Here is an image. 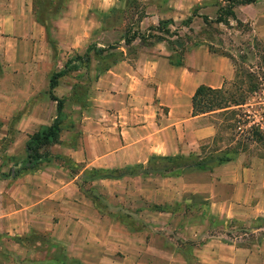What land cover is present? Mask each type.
<instances>
[{
    "label": "crops",
    "instance_id": "0c3cea01",
    "mask_svg": "<svg viewBox=\"0 0 264 264\" xmlns=\"http://www.w3.org/2000/svg\"><path fill=\"white\" fill-rule=\"evenodd\" d=\"M202 1L166 0V7L192 9ZM116 2L62 0L44 26L35 19L34 0H0V108L11 114L31 107L18 116V141L8 155L20 142L24 156L28 135L40 127L35 123H51L56 104L47 94L50 74L58 71L59 58L81 55L107 32L100 16ZM258 2L237 6L236 17L245 20V10H255ZM255 30L264 41V23ZM232 77L230 60L204 47L187 52L182 66L170 65L163 52H140L133 63L119 61L98 74L83 108L63 107L60 143L51 146L78 170L50 158L35 172L0 180V234L48 236L28 249L15 243L0 264H264V238L256 241L264 232V161H248L241 153L212 171L187 170L177 177L91 178L100 206L79 186L85 170L198 152L216 129L210 114L191 116L190 97L198 85L219 88ZM40 93L47 97L42 104L34 98ZM34 107L41 115L33 114ZM6 133L0 130V136ZM192 201L206 204L205 214L197 216L201 224L177 231L184 219L180 207ZM229 220L246 224L253 240L232 239L224 225L214 224ZM256 220L263 221L258 228L252 227Z\"/></svg>",
    "mask_w": 264,
    "mask_h": 264
},
{
    "label": "trees",
    "instance_id": "16d2710c",
    "mask_svg": "<svg viewBox=\"0 0 264 264\" xmlns=\"http://www.w3.org/2000/svg\"><path fill=\"white\" fill-rule=\"evenodd\" d=\"M256 0H215L211 4L215 7L214 10V18L208 19L205 15H200L199 17L202 20L203 25L212 29L213 26L222 25L227 28H232L229 25V21L234 23L233 29L242 30L244 33H249L250 26L248 22H241L235 15L234 9L237 6H244L253 4ZM132 0H127L126 4L131 3ZM134 2V1H133ZM62 4V0H34L33 3V12L35 19L38 23L42 25L47 24V14L52 13L56 14ZM203 4V3H201ZM199 6V5H198ZM193 7L190 13V16L186 17L183 21L179 23L180 27H188L191 23V18L196 16L197 8ZM124 10H120L118 7H111L105 14L100 16L101 28L103 30H115L116 24L111 20L113 15H117L119 13L123 14ZM134 19L130 21L129 26L126 27L122 31V35L120 36V40L122 41L126 48H131V45L134 41H138L139 46L141 47H152L158 43H164L166 46H170L173 43L172 38L176 40L179 39L177 34V27L173 29H169L168 25H172L173 21L171 19L167 20H158L155 25L148 26L144 31H140L138 28L132 29L133 25H137L140 23L141 19L144 17V13L141 11H134ZM207 34V33H206ZM175 43V42H174ZM220 41L212 42V38L210 35H206L200 39L195 40L190 46L186 48H182L178 52V57L176 59L172 58L170 55L166 56L168 63L172 66H182L184 61V54L189 51L191 48L198 47L204 45L206 50L215 55H221L228 58L234 67L233 78L239 79L240 85L244 82H248L244 90H240L237 88V91L230 90L226 88V85L223 83L219 88H210L204 85H198L191 97H190V107H191V116L196 115H204V114H218L221 117L220 124L221 128L226 130H235L236 134H239L237 130H239L238 119L240 117L237 113L242 114L239 109L241 105H243L246 95L255 91H258L257 78L249 72L244 66L243 60L245 59V55L241 50H238L239 53L237 55L238 63L235 61L234 56L226 53L222 50L220 45ZM93 45L90 44L87 46L85 52L82 56L76 55L74 59L66 61L63 65L62 69L57 72H52L48 79V98L51 101H54L56 104L55 108V116L53 117L51 123L48 126H44L35 130L32 134L28 135L27 140L24 144V156L15 163L12 162V165L8 168L5 174L0 173L1 179H14L16 177H20L26 173L37 171L41 162H43L44 156H41L40 149L48 144L52 145L58 142L59 133L62 129V115H63V105L64 100L62 98L56 97L53 95L52 91L54 87L57 85V79L64 76L67 71V65L74 61H83L87 62L88 54L93 49ZM117 47L114 45H109L106 49L112 51H106V49H95V53H99L101 55L100 64L98 67V74L106 72L110 67L116 64L119 61H123L125 59V54L121 51H115ZM255 77V78H254ZM254 78V79H253ZM259 78V77H258ZM255 80V82L252 81ZM263 79L260 78V81ZM88 92L80 86L73 85L68 97L70 103L83 108L85 106V100ZM245 117L248 115H244ZM214 127L217 126L216 122H212ZM237 125V126H236ZM232 135V132L230 133ZM219 140L216 134L208 141L211 144L210 151L208 155L201 156L199 153L194 154L190 153L188 155H174V156H150L145 164H138L134 166L124 167L120 169H111V170H85L83 174L86 172L89 176H86V180L89 182L91 178H107V179H119L122 175H128L129 177L138 176V175H149V174H157L160 177L168 176V177H177L182 172L187 170H208L212 171V169L233 160L240 152H243L244 142H264V133L260 130L257 125H251L248 129L243 132L242 140H235L230 145H227L224 149H215L214 143ZM228 140H233V137L228 138ZM213 146V147H212ZM204 148H207V143L199 146V152L201 153ZM13 159V158H12ZM66 166L70 168L72 172L75 169H78V165L72 164L69 159H65ZM73 168V169H72ZM142 170L140 173H138ZM145 171V172H144ZM86 174V175H88ZM83 177L80 182L83 183ZM83 188V187H82ZM85 192H87L85 190ZM201 203V202H200ZM205 203H201V208L199 215L205 214ZM152 209L160 211V212H175L177 208L172 211L165 206L152 205ZM228 224L242 234H245L249 237V240L252 241V233L249 232V228H245L240 222L229 220ZM263 223L262 220H256L252 222V227L258 228ZM215 225L220 224V221L214 222ZM228 225V226H229ZM226 236L230 237V231H226ZM46 235V234H45ZM48 236H41V234L32 233L30 235H26L25 239L29 240H40L41 243L46 241ZM264 238V232H261L259 236L256 238V241ZM22 240H14L15 243L21 244ZM184 252V251H183Z\"/></svg>",
    "mask_w": 264,
    "mask_h": 264
},
{
    "label": "rangeland",
    "instance_id": "374dc122",
    "mask_svg": "<svg viewBox=\"0 0 264 264\" xmlns=\"http://www.w3.org/2000/svg\"><path fill=\"white\" fill-rule=\"evenodd\" d=\"M126 1L127 0H117V2L115 3V6L118 7L120 10H124V7L126 9L125 11H123V14L119 13L111 17L112 18L111 20H113L114 24H116L114 28L115 30L108 29L106 33H102L101 35L98 36V39L90 43L93 45L94 48L91 49V51L89 52L87 62L86 61L71 62L70 64L67 65V71L65 75L57 79V85L54 87L52 93L56 97L62 98L64 100L63 107L64 106L68 107V105L71 104L70 101L68 100V97L73 85L82 86L86 90V93L89 92L90 89L92 88V82L94 78L98 76V67L101 58V55H99V53L94 52L95 49H106L107 46L114 45L115 47H117L115 51H121L122 53H124L126 56L124 60L130 63L134 62V60L136 59L137 55L140 52H147L148 54L155 56L158 55V52H163L166 54V56L170 55L172 58L176 59L178 57V52L182 48H186L190 46V44L197 39L205 37L206 35H210L214 45L215 42L220 41L222 50L226 53L233 55L235 61L238 60L237 55L241 53L238 50H241L243 52L241 54L245 55V59L243 60V63L245 65L244 67L249 72L254 74V76L257 78V83H259L258 91L245 94L246 97L244 103L243 105H241V108L239 109V111H241L242 114L237 113L240 116L237 117L239 130L236 129V131L239 134H236L235 130L229 131L221 128L222 125L220 124L221 117L218 114H210V117L208 119L211 123L216 122L217 126L215 127V129L217 131V137L219 138V140H217L214 143V148L221 150L227 147V145H230V143H233V141L237 139L239 141L242 140L243 132H245V130L248 129V127H250L251 125H257L258 127H261L262 129L261 131L264 133V41L256 36V30H255V27L260 28L261 24L264 23V12L260 14L259 11L260 9L258 8V7L261 8V6L264 7L263 6L264 0H259L258 2L259 6L256 7L255 10L246 9L244 12V16H246L247 18L255 17V20L247 19V18L244 20L242 19L241 15L237 14V18L240 19L241 22L249 23L251 30L249 33H244L242 30H240V28L238 31L233 29L234 23L232 21H229V25H231L232 28H227L222 25L213 26L212 29L206 28L203 25L202 20L199 16L205 15L208 17V19H213L215 7L212 6L211 4L215 0H203L201 2L203 4L201 3L199 4L196 11V16L191 18L192 20L191 23L188 25V27H180L179 23L183 21L186 17L190 16L192 10L191 8L178 9V10L168 9L166 7V0H132V2L129 4H126ZM134 11L143 12L144 17L141 19L137 27L136 25H133L131 27L132 29L138 28L142 32L148 26L155 25L158 20L171 19L173 21V24L168 25V27L170 30L173 29L174 27H177L178 30L177 34L179 36V39L176 40L175 38H172L173 43L169 47L166 46L164 43H158L149 48L141 47L139 46L138 41L136 40L132 43L131 48H126L123 42L119 40H120V36L122 35V31L129 26L130 21H133L135 17L133 14ZM198 47H204L206 49L204 45ZM192 49L193 48H191L190 50ZM106 51H112V50L106 49ZM186 53L183 55L184 57ZM76 55L78 54L68 52L67 55H64L62 58H59L58 61L59 63H57L56 69L57 70L62 69L66 61L74 59ZM82 55L83 53L78 56H82ZM236 63H238V61ZM232 69L234 71L233 66ZM260 78H262L263 80L260 81ZM253 79L252 81L255 82V80ZM223 83L226 85V88L233 91H237V88H240V90H244L246 85L248 84V82H244L240 85L239 79L236 78L234 79L233 77L232 79L226 80ZM88 96L89 95H87V97ZM34 98L38 100L39 104H42L44 99H46L47 97L40 93L34 96ZM30 108L31 107H28L27 105H24L22 107L20 106L18 108H15V111L11 114H8L10 113V111L8 112L6 108H0V130L1 131L2 130L4 131L5 129L7 130L5 136H0V173L5 174L8 168L12 165V162L15 161L16 163L23 157L22 156L23 154L21 152L22 150L19 144L20 142H17V144H15L12 150L14 156H11L12 154L8 155L7 149H9L10 146H12V143H14L16 140L18 141V137H16L15 135V130L18 129V124H17L18 116L21 113L30 110ZM34 109H35L33 110L34 115H38V113L41 115L42 112L39 110V108L34 107ZM63 111H65L63 113L66 114V110ZM244 115H248V116L245 117ZM5 116H8L9 119L4 120ZM45 123L46 120L36 122L35 124H39L40 125L39 128H41L42 127L41 125ZM231 132L232 135H230ZM230 137H233L232 141L228 140V138ZM209 140L203 141L200 144L203 145L207 143V148H204V150L201 153L198 150V152L194 154L199 153L201 156L208 155V152L210 151L211 148L210 142L208 143ZM10 143L11 145H9ZM58 143H60V141L56 142L55 144ZM52 145L48 144L40 149L41 156H44L43 161L48 162L50 158H53L54 160L58 161L59 164L66 165L67 164L65 161L66 157L61 156L59 154L54 155L52 153V147H51ZM244 148L245 149L243 150V152H240L239 154L242 153L246 155L247 158L246 160L264 161V142L262 141L246 142V143L244 142ZM77 170L78 169L74 168V171ZM141 171L142 170H140L138 173H140ZM86 174L88 173L86 172ZM86 174L82 175L84 180L83 183H81V186L83 187L84 190L87 191L89 197L92 200H94V204L100 206L102 205L101 202L98 201L96 193H93L91 191L89 187V183L86 180V176H89V174L88 175ZM148 176L160 177L157 174L138 175V177L141 178ZM126 177L129 176L122 175L121 178H126ZM164 177H168V176H164ZM0 180H4V179L0 178ZM127 200H129L128 202H130V199ZM165 207H167L172 211L175 209L174 206H165ZM200 208H201V203L199 201H195V202L192 201L184 205H181L180 209L184 219L180 218L179 221L180 224L177 222L178 224H176L175 229L177 231H183V225L188 227V226H195L196 222L197 224H201V222L197 220V216L200 213L199 210ZM218 225H222V226L224 225L227 228L226 231H230V238L232 239L237 238L239 241L240 240L246 241L247 239H249L247 235L242 234L236 228L230 226L227 221L220 222V224ZM243 226L248 229V226L246 224ZM40 234L43 237L46 236L45 233H40ZM170 236H174V235L172 234ZM175 237H177V235ZM16 239L22 240L20 243L23 246H25L26 249L36 245L35 240L25 239V236H17V235L12 236V235L0 234V263L3 261V259L6 260L9 258V256L12 255L10 250L13 249V247H16L14 245L15 244L14 240Z\"/></svg>",
    "mask_w": 264,
    "mask_h": 264
},
{
    "label": "built area",
    "instance_id": "2783aa9c",
    "mask_svg": "<svg viewBox=\"0 0 264 264\" xmlns=\"http://www.w3.org/2000/svg\"><path fill=\"white\" fill-rule=\"evenodd\" d=\"M259 128H260V130H262L261 127H259Z\"/></svg>",
    "mask_w": 264,
    "mask_h": 264
}]
</instances>
